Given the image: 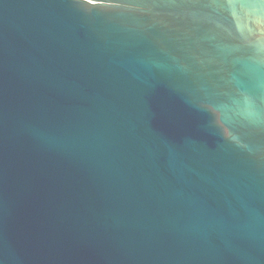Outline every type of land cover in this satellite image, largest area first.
<instances>
[{
  "label": "water",
  "instance_id": "1",
  "mask_svg": "<svg viewBox=\"0 0 264 264\" xmlns=\"http://www.w3.org/2000/svg\"><path fill=\"white\" fill-rule=\"evenodd\" d=\"M0 264H264V0H0Z\"/></svg>",
  "mask_w": 264,
  "mask_h": 264
}]
</instances>
